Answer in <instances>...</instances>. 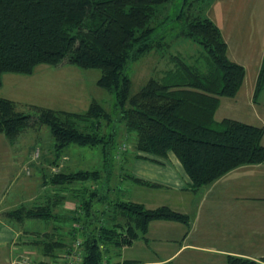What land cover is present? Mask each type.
<instances>
[{
  "label": "trees",
  "instance_id": "1",
  "mask_svg": "<svg viewBox=\"0 0 264 264\" xmlns=\"http://www.w3.org/2000/svg\"><path fill=\"white\" fill-rule=\"evenodd\" d=\"M169 1L0 0V76L3 72L29 74L38 64L94 68L99 70L95 85L110 92L114 100L113 115L94 101L79 112L33 106L37 114L31 117L17 111L13 101L0 97V134L13 143L21 133L43 124L53 139L49 164H56L62 149L74 144L100 156L106 168L116 161L117 172L124 163L143 157L137 152L160 158L171 152L187 176L190 190L212 183L237 166L264 163L262 126L213 117L218 98L235 95L244 69L227 58L221 33L205 14L208 4L201 3L196 10L181 7L169 19L165 12ZM172 20L175 35L168 36L166 31L170 33L172 26L167 24ZM181 39L198 48L189 54L171 52L169 42ZM151 51L159 52L172 65L159 76L149 77L131 94L128 66ZM263 84L264 51L254 96ZM114 124L124 139L134 135L129 153L124 144L115 148ZM96 167L42 170L41 186L47 184L50 189L46 186L30 203L0 211V219L18 228L25 221L51 224L48 234L36 230L28 240L36 254L49 259L48 264H55L59 249L69 253L76 242L77 264H110L120 248L144 236L150 221L188 224V215L165 205L146 208L125 198L120 188L106 187L104 191H114L112 197L99 192L91 184L101 176L102 170ZM123 178L132 184L154 185L129 172L117 183ZM80 181H90V188L67 191L71 193L65 201L69 209L54 212L62 191ZM60 224L69 227L64 230ZM20 232L27 233L25 229ZM64 234L68 241L62 238ZM225 259L226 264H264V258L227 255ZM37 263L47 264L42 257Z\"/></svg>",
  "mask_w": 264,
  "mask_h": 264
},
{
  "label": "rangeland",
  "instance_id": "2",
  "mask_svg": "<svg viewBox=\"0 0 264 264\" xmlns=\"http://www.w3.org/2000/svg\"><path fill=\"white\" fill-rule=\"evenodd\" d=\"M201 3L208 4L205 14L218 27L226 44L227 58L240 64L244 69L242 82L234 97L221 96L218 98L214 118L215 120L231 118L251 125L262 126L263 135L260 143L264 146V84L257 95L253 94L258 66L264 51V0H170L165 12L171 19L177 9L183 7L196 10L201 6ZM167 26H172L170 33H168L169 30L166 31L167 35H175V20L169 21ZM169 43L171 47L168 49L173 53L189 54L198 48L197 44L189 40L181 39ZM171 65L164 56H159V52L153 51L146 53L137 61L131 62L127 69L131 94L136 92L149 77L159 76L165 68ZM98 74V69H81L65 63L59 66L38 64L32 68L29 74L3 72L0 76V97L13 101L17 111L29 114L31 117L37 114L33 106L79 112L94 101L113 115V95L95 85ZM116 125L114 124L112 127L117 130L114 146L122 148L121 145L124 144L129 153L132 149L131 143L134 135L130 133V137L124 139L122 131ZM0 140L6 141L2 134H0ZM10 144L9 150L12 152L11 156L15 157L12 161H14L15 167H13L16 171L11 172L9 180L6 179L4 190L7 189V196L3 203L14 202L17 197L19 200L24 197L25 203H30L36 196L42 195L47 186V184L41 186L42 170L45 172L72 171L91 166H97L96 168L102 170L100 178L92 183L90 181L74 182L69 186V190L62 191L61 203L53 208L56 213L69 209L70 204L65 201L71 198V193L82 186L90 188L88 186L90 183L99 192L109 197L114 195V191H104L107 186L110 189L124 190L125 198L129 197V192L134 187L126 178H123L121 183H117L124 173L130 172V164L124 163L120 172H117L116 161L112 162L110 169L106 168L101 157L92 155V151L86 147L69 144L62 149L56 164H49L48 161L53 156V152L51 153L53 139L43 124L35 125L32 129L21 133L13 143H8L9 147ZM35 149L38 150L36 157L33 156ZM92 150L95 151V149ZM21 163H23L22 166H20ZM104 170L109 171V174H106ZM47 187L49 188V186ZM60 225L64 230L69 227L68 224ZM51 226L48 222L42 223L38 220L25 221L19 229H25L26 235L34 237L32 235L36 230L48 234L51 231ZM62 238L68 241L67 235L64 234ZM19 240L21 241L22 238ZM29 250L24 252L19 247L9 256L4 253L5 249L2 250V253L7 257L4 258L6 264H10L21 254L32 256L36 260L42 257L47 264L51 263L47 257L36 254L34 246H31ZM64 252H60L59 249L57 257ZM115 258L116 256L110 259V264L118 261ZM59 262L61 261L56 260L57 264Z\"/></svg>",
  "mask_w": 264,
  "mask_h": 264
},
{
  "label": "crops",
  "instance_id": "3",
  "mask_svg": "<svg viewBox=\"0 0 264 264\" xmlns=\"http://www.w3.org/2000/svg\"><path fill=\"white\" fill-rule=\"evenodd\" d=\"M8 143L0 140V211L26 202L24 197H17L14 202L3 203L6 179L15 170V157ZM137 154L143 157L128 163L130 175L154 185L133 184L128 199L146 208L165 205L188 215L189 220L187 225L171 220L150 221L142 238L120 248L116 262L226 264L227 255L264 258V163L237 166L212 183L190 190L188 178L171 152L165 158ZM29 238L17 225L0 219V264H6L4 253L9 256L19 247L30 251Z\"/></svg>",
  "mask_w": 264,
  "mask_h": 264
},
{
  "label": "built area",
  "instance_id": "4",
  "mask_svg": "<svg viewBox=\"0 0 264 264\" xmlns=\"http://www.w3.org/2000/svg\"><path fill=\"white\" fill-rule=\"evenodd\" d=\"M33 156L36 157L38 150L35 149ZM77 242L73 245V248L70 249L69 253H61L60 256L54 258L55 260L61 261L58 264H77V260L79 259V252L76 250ZM50 262V261H49ZM57 264L56 262H53ZM10 264H38L37 260L29 255L21 254L17 259L12 260Z\"/></svg>",
  "mask_w": 264,
  "mask_h": 264
}]
</instances>
